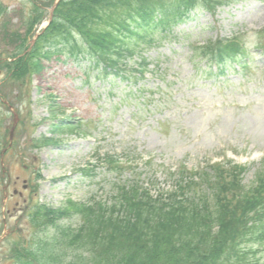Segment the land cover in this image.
<instances>
[{
    "label": "rangeland",
    "instance_id": "rangeland-1",
    "mask_svg": "<svg viewBox=\"0 0 264 264\" xmlns=\"http://www.w3.org/2000/svg\"><path fill=\"white\" fill-rule=\"evenodd\" d=\"M0 2L1 62L18 53L37 12L31 13L29 0ZM263 33L264 0H241L214 14H191L170 32L131 38L139 53L120 76L93 69V62L76 59L69 47L23 83L9 80L0 67V264H19L11 255L16 244L28 251L37 235L49 241L32 223L37 206L61 210L70 200L108 202L124 182L166 197L180 171L224 159L246 163L244 184L250 185L264 167ZM234 37H242L247 48L243 71L234 66L235 72L216 75L201 56L192 57L196 45ZM142 57L148 64L140 68L143 74L131 71ZM64 118L79 125L82 135L54 136L53 125ZM42 138L58 142L41 147ZM107 157L120 158L119 164L128 159L131 168L114 172ZM78 223L72 216L53 225ZM49 232L53 237L57 230Z\"/></svg>",
    "mask_w": 264,
    "mask_h": 264
},
{
    "label": "trees",
    "instance_id": "trees-1",
    "mask_svg": "<svg viewBox=\"0 0 264 264\" xmlns=\"http://www.w3.org/2000/svg\"><path fill=\"white\" fill-rule=\"evenodd\" d=\"M29 1L33 6L31 13L37 14L19 40L18 53L0 62L1 69L11 75L8 79L20 83H23L21 79L41 75L44 61L64 47H69L76 59L93 62V69L101 68L107 75L113 72L120 76L139 53L131 38L141 36L142 32L171 30L196 9L215 12L218 6L237 0H60L50 26L33 46L26 47L34 27L55 0ZM9 35L18 37L15 31ZM239 43V40L209 41L194 47L192 56L202 55L201 60L224 69L245 57V49ZM145 65L146 59L142 57L137 63L138 70ZM131 71L137 70L132 67ZM126 78L136 81L141 76ZM52 116L57 118L54 113ZM79 128L64 118L53 125L52 133L54 136L79 134ZM57 140L42 138L38 145L46 146ZM107 158L114 172L127 170L112 157ZM244 169L215 166L210 168L213 176L207 170L195 175L182 171L181 180L166 197L154 198L138 183L124 182L109 202L71 201L61 210L37 206L32 223L48 234L49 241L37 235L36 244L28 246V251L14 250L16 261L19 264H260L259 255L264 252L261 250L264 167L250 185L243 183ZM82 172L88 175L86 170ZM72 216L79 221L76 227L53 225L55 219ZM52 227L57 232L50 237Z\"/></svg>",
    "mask_w": 264,
    "mask_h": 264
}]
</instances>
